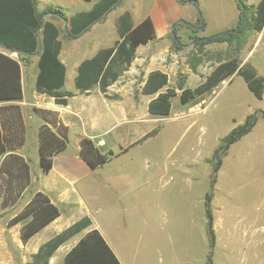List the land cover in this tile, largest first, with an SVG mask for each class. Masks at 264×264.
<instances>
[{"label":"rangeland","instance_id":"374dc122","mask_svg":"<svg viewBox=\"0 0 264 264\" xmlns=\"http://www.w3.org/2000/svg\"><path fill=\"white\" fill-rule=\"evenodd\" d=\"M142 1L120 0L110 16L112 10L77 37L83 35L81 49L99 40L106 42L96 45L90 53L111 45L117 37V24L113 21L104 28L107 21L122 11L121 4L123 8L136 9ZM194 1L206 25L199 37L236 26L238 15L233 0ZM147 2L152 5L151 0ZM244 2L255 7L259 0ZM177 12L180 20H190L197 8L183 6ZM70 14L67 11L66 15ZM57 22L59 59L66 64L64 87L70 90L74 87V65L83 60L84 54H70L69 46L75 38L69 36L67 23ZM178 29L179 49L174 48L169 36L158 41L109 86L108 96L126 107L130 103L139 120L138 124L126 122L118 126L107 136L109 142L117 140L125 146L144 131L154 130L156 134L85 179L110 182L116 186L115 196L98 183L85 184V196L93 206L108 207L117 197L135 191L100 218L128 264H206L209 253L213 264H264V104L236 74L207 93H195L220 63L240 60L249 50L247 61L264 76V29L262 41L255 46L257 34L243 37L238 54L233 43L196 46L184 27ZM37 53L21 60L24 87H35ZM86 56L87 59L90 54ZM255 113L258 118L252 131L231 145L214 174L212 156L220 141ZM111 150L117 153V145ZM211 184L213 248L208 246L203 205ZM122 206L128 209L125 218L119 214ZM12 213L0 208V264H21L20 251L12 245L8 232Z\"/></svg>","mask_w":264,"mask_h":264},{"label":"trees","instance_id":"16d2710c","mask_svg":"<svg viewBox=\"0 0 264 264\" xmlns=\"http://www.w3.org/2000/svg\"><path fill=\"white\" fill-rule=\"evenodd\" d=\"M38 0H0V102L18 101L22 98L21 60L40 51L37 59L35 88L38 92L54 98L56 104L66 105L67 99L74 96L72 92L63 90L66 68L59 59L61 44L58 40V28L45 20L46 16L55 14L62 20L67 18L60 8L48 7L38 11ZM120 0H99L93 8L84 14L77 15L69 21V36L78 37L93 23L112 10ZM180 4L192 2L197 8L198 19L195 23L179 20L170 30V39L175 49L181 47L178 31L184 27L189 32V40L196 46L235 44L236 54L243 48V37L249 33L258 34L264 27V0L254 6L247 5L244 0H233L239 12L238 22L231 30L211 36H198L205 30V22L198 4L194 0H176ZM119 40L112 47L96 53L92 58L82 61L76 70L74 87L79 93H85L99 87L105 94L107 88L116 82L123 72L127 71L135 58L136 48L146 45L155 38V30L151 18L146 17L133 27L126 14L120 18L118 26ZM17 53L19 59H13L3 50ZM240 75L249 92L258 100L262 99L264 78L257 74L249 64L240 66L237 58L220 63L196 90V94L207 93L218 84ZM53 127L43 125L39 128V165L43 173L52 168V158L62 152L67 144L66 129L55 116L47 111L35 110ZM264 119V112L261 113ZM257 113L249 115L244 123L232 129L220 141V145L212 156L213 173L219 170L222 158L234 143L249 134L255 126ZM55 129V130H54ZM155 131L146 135L139 142L152 136ZM25 126L20 107L15 104L0 106V207L6 209L14 205L31 183V171L27 161L15 152L24 144ZM123 150L121 153L125 152ZM116 154L108 151L102 154L93 143L83 138L80 141V157L90 170H95L109 162ZM212 184L204 197L205 228L208 246L215 245L213 218L211 212ZM60 215L44 193H36L29 204L10 221V226L23 223L20 229V240L26 243L34 234L46 227ZM88 219H83L64 235L48 245L46 250L34 257L36 264H48L50 256L59 244L68 237L89 226ZM63 264H120L114 253L103 240L97 230L87 233L78 244L64 257ZM213 264L211 254L207 263Z\"/></svg>","mask_w":264,"mask_h":264},{"label":"crops","instance_id":"0c3cea01","mask_svg":"<svg viewBox=\"0 0 264 264\" xmlns=\"http://www.w3.org/2000/svg\"><path fill=\"white\" fill-rule=\"evenodd\" d=\"M98 1L99 0H38L36 7L38 11H42L48 7L60 8L67 18L66 21L62 20L55 14H50L45 18L46 21L53 23L58 28V20L69 25L70 20H72L77 15L89 12ZM147 1L148 0H143L141 2L142 5L136 9H129L127 7L123 8L122 4V7L118 6V8H122V11L114 15V19L112 21L108 20L106 26H104V28H107L110 23H113V21H115V24H117L115 26L117 37L113 38L111 45L100 50L97 49V51L92 54L90 52L94 50L93 48H96V45L105 43L106 40H99L96 42L94 41L90 44V46H88V48L86 47L85 49H81V39L83 35L79 38L76 37V40H71L72 46H69L70 54L74 55V53L80 52H83L84 54L82 58L83 60L74 65L76 70L82 61L92 58L101 50L112 47L113 44L119 40L118 26L120 18L124 15L127 14L129 16V22L132 28L140 24L146 17L149 16L152 20L155 30V38L153 40L149 41L146 45H141L136 48L134 58L135 60L138 57L142 58L145 49L155 47L158 41H161L170 35L172 25L176 21L180 20L177 12L180 7L194 6L192 2L180 4L176 0H151L152 5L150 6L149 4L147 5ZM67 11H69L71 14L66 15ZM112 12L113 10L108 14V16H110ZM237 15H239L238 10ZM197 19L198 14L194 13L190 20H182H185L189 23H195ZM135 20L138 21L137 24ZM91 28H93V26H91ZM263 29L257 34V38L254 41V46L259 42V40L262 41ZM88 32L89 31L85 32V34ZM87 38L85 39L86 42L89 40ZM90 40L92 41L91 37ZM250 53L251 50L247 51L245 56L238 60L240 66L243 64H249L247 59ZM86 54H90V56H88L89 58L87 59ZM156 56L157 55H154L153 58L155 59ZM61 62L64 64V66L66 65L63 61ZM254 69L258 75L264 78V76L260 74L256 68ZM23 76L24 67L22 66V98L18 101L0 102V106L15 104L20 107L23 123L25 126L24 144L15 153L28 162L31 171V183L30 186L24 192H22L19 200L14 205L7 207L4 210L13 211L8 219V223H10V221L19 213H21L22 210L29 204L33 196L36 193L41 192L44 193L49 198L50 202L60 210V215L46 227L34 234L26 243H23L20 240V229L24 222L15 224L13 226H10L9 224L10 228H8V232L10 234V241L12 245L20 251L21 264H36L34 260L35 256L42 254L48 245L54 243L56 239L64 235L70 228L83 219H88L90 222L89 226L84 228L82 231L68 237L64 242L59 244L54 250L53 254L50 256L48 264H63L66 254L72 248H74L87 233L92 230H97L100 233L103 240L114 253L120 264H128L129 262L124 258L121 249L117 245V242L107 227L103 225L100 218L105 214L110 213L112 209L118 207V205L124 202L135 191L130 192L127 195L128 197H117L116 201L114 200L111 204H108V207L93 206L85 196V184H104L105 188L110 194H112V196H115L114 191L116 190V186L108 181H103V183H101L100 181H85V179L94 175L95 173H98L99 170H101L106 164L112 162L114 159L126 154L129 149H132L141 142L148 140L149 137L139 142L154 130L147 133H145V131L142 132V134L138 135L136 139L134 138L128 145L125 146H121L117 140H115L113 143H110L107 136L118 126L126 122L138 124V112L134 110V107H132L130 103H128V106L126 107L125 103L111 99L108 96L107 91L105 94L101 93L99 87H94L85 93H79L75 87L70 90H66L65 87H63L64 91L72 92L74 96L67 99L66 105L56 104L54 98L38 92L35 87H24ZM261 101L264 104V91ZM149 102L150 101H147L145 105L146 114H148L147 107ZM35 110L53 113L55 116L50 115L49 118L55 117L58 123L66 129L67 133L66 147L62 152L53 156L52 168L47 173H43L39 165L38 131L43 125H48L52 129L53 127ZM148 110L150 111V109ZM129 117L132 118L130 119ZM155 134L156 133L153 135ZM83 138L89 139L102 154L112 151L111 147L113 145H117L118 152L115 153L116 156L106 164L95 170H90L80 157V141ZM101 141L104 142V146L99 145ZM101 148H105V152L101 151ZM125 149L126 151L121 153ZM122 207L119 210V214L121 213L122 217L125 218L128 209L127 207ZM7 242H9V240ZM1 244H3V242Z\"/></svg>","mask_w":264,"mask_h":264},{"label":"built area","instance_id":"2783aa9c","mask_svg":"<svg viewBox=\"0 0 264 264\" xmlns=\"http://www.w3.org/2000/svg\"><path fill=\"white\" fill-rule=\"evenodd\" d=\"M5 54H7V55H9L11 58H13V59H16V60H18V58H17V53H6V52H4ZM99 145L100 146H104V142L103 141H101L100 143H99Z\"/></svg>","mask_w":264,"mask_h":264},{"label":"water","instance_id":"95a60500","mask_svg":"<svg viewBox=\"0 0 264 264\" xmlns=\"http://www.w3.org/2000/svg\"><path fill=\"white\" fill-rule=\"evenodd\" d=\"M0 48H2V45H1V44H0ZM40 51H41V50H39V51H38L37 55H39V54H40Z\"/></svg>","mask_w":264,"mask_h":264}]
</instances>
